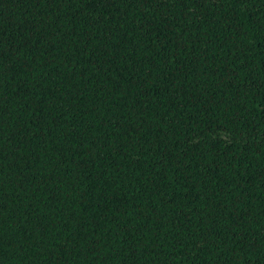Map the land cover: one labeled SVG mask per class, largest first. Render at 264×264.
I'll return each mask as SVG.
<instances>
[{
  "label": "trees",
  "instance_id": "16d2710c",
  "mask_svg": "<svg viewBox=\"0 0 264 264\" xmlns=\"http://www.w3.org/2000/svg\"><path fill=\"white\" fill-rule=\"evenodd\" d=\"M0 264H264V0H0Z\"/></svg>",
  "mask_w": 264,
  "mask_h": 264
}]
</instances>
